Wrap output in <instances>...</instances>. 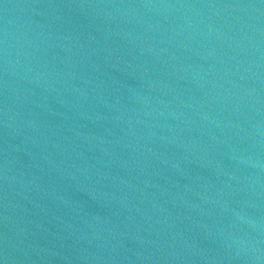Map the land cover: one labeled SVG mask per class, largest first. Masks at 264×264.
<instances>
[{"label": "water", "instance_id": "1", "mask_svg": "<svg viewBox=\"0 0 264 264\" xmlns=\"http://www.w3.org/2000/svg\"><path fill=\"white\" fill-rule=\"evenodd\" d=\"M0 264H264V0H0Z\"/></svg>", "mask_w": 264, "mask_h": 264}]
</instances>
